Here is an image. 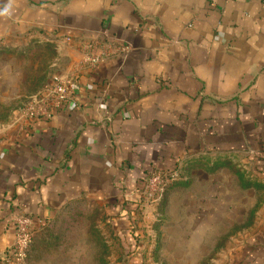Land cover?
<instances>
[{"label":"crops","instance_id":"crops-1","mask_svg":"<svg viewBox=\"0 0 264 264\" xmlns=\"http://www.w3.org/2000/svg\"><path fill=\"white\" fill-rule=\"evenodd\" d=\"M55 74L71 99L27 118ZM0 103V259L18 215L35 236L86 199L103 264H264V0H0ZM156 171L180 176L146 206Z\"/></svg>","mask_w":264,"mask_h":264},{"label":"rangeland","instance_id":"rangeland-1","mask_svg":"<svg viewBox=\"0 0 264 264\" xmlns=\"http://www.w3.org/2000/svg\"><path fill=\"white\" fill-rule=\"evenodd\" d=\"M7 116L8 110L0 103V120ZM239 166L251 175V161L244 159L239 162ZM263 197L264 192L261 191L258 199L262 202ZM245 200L251 201L252 198L245 197ZM104 217L103 211L86 199L70 205L57 216L56 220L35 234L26 264H52L54 261L64 262L68 257V262L73 263L70 259H78L76 255L81 254L80 252H83V255L79 260L85 264H103L105 260L103 255L110 249L118 248L114 242L104 241V236L109 233L108 226L102 224ZM249 218L250 216L246 217V222ZM248 229L247 227L245 230ZM0 261L2 262L0 264H6L1 259Z\"/></svg>","mask_w":264,"mask_h":264},{"label":"built area","instance_id":"built-area-1","mask_svg":"<svg viewBox=\"0 0 264 264\" xmlns=\"http://www.w3.org/2000/svg\"><path fill=\"white\" fill-rule=\"evenodd\" d=\"M88 61L96 66L105 58L116 53L128 51V47L104 44L100 41L88 42L86 45ZM101 50V51H100ZM72 97L67 80L55 74L44 88L30 95L24 104V114L29 119L50 117L56 108L66 104ZM177 171H156L147 180L144 187V203L152 206L164 196L170 184L179 178ZM15 240L1 260L6 264H26L28 251L34 238V220L31 216L21 214L15 219Z\"/></svg>","mask_w":264,"mask_h":264}]
</instances>
